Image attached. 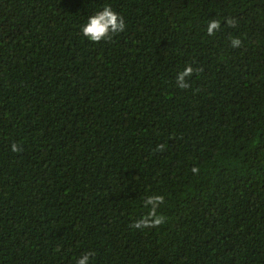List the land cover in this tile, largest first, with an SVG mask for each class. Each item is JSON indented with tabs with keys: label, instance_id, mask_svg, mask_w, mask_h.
I'll list each match as a JSON object with an SVG mask.
<instances>
[{
	"label": "trees",
	"instance_id": "trees-1",
	"mask_svg": "<svg viewBox=\"0 0 264 264\" xmlns=\"http://www.w3.org/2000/svg\"><path fill=\"white\" fill-rule=\"evenodd\" d=\"M108 5L125 30L84 37ZM89 252L264 264V0H0V264Z\"/></svg>",
	"mask_w": 264,
	"mask_h": 264
},
{
	"label": "clouds",
	"instance_id": "clouds-1",
	"mask_svg": "<svg viewBox=\"0 0 264 264\" xmlns=\"http://www.w3.org/2000/svg\"><path fill=\"white\" fill-rule=\"evenodd\" d=\"M220 21L217 19H212L207 27V33L209 35H214L215 31L220 29ZM230 25L233 24L231 20L228 21ZM234 26V25H233ZM126 28L125 19L119 13L113 10V8L108 5L102 10L89 16L86 23L82 26L81 31L84 37L89 40L99 43L101 40L110 39L111 34L123 32ZM232 47H239L241 45V40L239 38H233L231 41ZM196 71H199L198 69ZM194 69L189 64L185 69L179 73L177 81L182 89L189 87V84L185 82V77H189L193 74ZM162 148V146H161ZM11 150L13 152H19L22 149L15 143L12 144ZM192 171L198 172L197 168H193ZM165 197L163 195H149L144 200V206L149 208L147 215H145L140 220L136 221L134 224L135 228H154L166 222V217L158 214L159 206L164 202ZM93 253L82 254L78 260L77 264H89L90 256Z\"/></svg>",
	"mask_w": 264,
	"mask_h": 264
}]
</instances>
